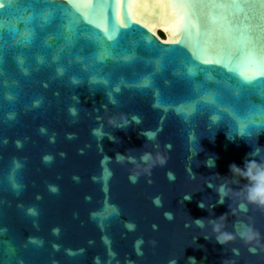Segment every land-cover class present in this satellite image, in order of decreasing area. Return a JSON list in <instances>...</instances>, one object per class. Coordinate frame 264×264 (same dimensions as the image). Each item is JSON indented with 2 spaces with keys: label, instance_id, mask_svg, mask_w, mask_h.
<instances>
[{
  "label": "water",
  "instance_id": "95a60500",
  "mask_svg": "<svg viewBox=\"0 0 264 264\" xmlns=\"http://www.w3.org/2000/svg\"><path fill=\"white\" fill-rule=\"evenodd\" d=\"M20 15L27 13H17L11 22L23 31L25 24L18 20ZM140 19L148 24L147 29L136 23ZM121 22L118 12V28ZM130 22L135 31L120 43L141 58L131 67L111 59L87 70L83 63H74L68 74L59 76L55 71L57 65L51 62V55L64 44L56 37V24L37 40L47 50L45 63L37 67L33 59L27 75L20 71L12 50L2 55L0 262L169 264L176 259L177 264H188V259L194 257L197 264H264V246H258L253 253L239 239L225 249L214 239L198 237L195 243L194 237L211 235V228L202 231L194 226L185 227L190 217L218 218L229 214V204L235 208L243 199L233 196L217 205L212 217L198 206L204 199L207 205L218 199L214 190L205 185V178L229 177L231 164L243 167L246 158L252 161L264 157V126L250 127L242 139H229L237 135L238 122L233 115L243 119L253 105L264 107V101L256 95L237 98L222 90L219 107L201 104L187 117L173 110L164 112L154 107L156 91L176 104L197 98L194 85L174 74V65L161 69L152 89L121 87L120 92H115L120 80L132 83L149 74L153 67L148 60L154 56V49L179 38L166 33V22L154 16L134 15ZM49 35L53 37L48 40L50 48L43 45V38ZM147 41H152V48L146 46ZM93 50L81 39L70 52L60 53L59 63H65L69 57H90ZM93 77L110 83L93 84ZM196 82L204 83L203 76H198ZM204 89L215 92L217 85L208 82ZM109 98L115 104L109 103ZM223 108L227 111L220 110ZM120 114L129 123L124 130H115L108 120ZM214 116L218 117L215 121ZM111 136L118 138L116 142L111 141ZM149 136L156 139L146 141ZM193 137L194 140L190 139ZM257 137L262 146L259 149ZM155 144L167 157L166 164L152 168L150 173H141L135 181L130 178L133 165L115 162L117 153L131 149L127 154L139 157L145 151H157ZM257 149L259 157L248 156ZM197 151L200 152L190 161ZM210 156L216 158L212 169L203 163ZM190 163L196 179L190 176ZM9 177L19 188L13 187ZM237 179L239 182L230 186L239 193L248 181ZM212 182L221 181L212 178ZM186 194H192L190 200L183 199ZM30 209L36 215H31ZM167 213L172 214L171 220ZM239 222L251 223L260 232L264 245V210L249 206L246 213L229 214L226 230L234 231ZM32 240L37 243H30ZM9 247L15 250L14 255H8ZM233 248L238 254L232 252Z\"/></svg>",
  "mask_w": 264,
  "mask_h": 264
},
{
  "label": "snow or ice",
  "instance_id": "6c2138e0",
  "mask_svg": "<svg viewBox=\"0 0 264 264\" xmlns=\"http://www.w3.org/2000/svg\"><path fill=\"white\" fill-rule=\"evenodd\" d=\"M118 12L122 20L119 28L115 23ZM17 13H27L18 17L25 24L23 31L11 22L17 18ZM134 15L154 16L166 22L164 31L179 38L168 46L154 49V56L148 60L153 67L149 74L132 83L120 80L115 92H120L121 87L152 89L154 78L161 69L174 65V74L194 85L197 98L176 104L156 91L154 107L164 112L173 110L187 117L201 104L219 107L222 90L230 91L237 98L256 95L264 101V0H66V3L0 0V74H3L2 55L9 50H12L14 60L25 75L33 59L37 67L43 65L48 53L37 44V40L53 24L57 26L56 37L64 42L59 52L51 55L59 76L68 74L74 63H83L84 70H87L111 59L131 67L141 58L120 41L135 31L130 22ZM136 23L141 28H148L143 19ZM140 35L143 37L145 33ZM52 38L50 35L43 38V45L50 48L48 40ZM81 39L94 49L90 57L78 56L75 60L69 57L60 64V53L70 52ZM146 46L152 48V41H147ZM89 60L90 63H85ZM198 76H203L204 83L196 82ZM78 82L73 80V83ZM208 82L217 85L215 92L204 89ZM91 83L107 86L110 82L93 77ZM220 110L227 111L226 108ZM233 118L237 120L240 132L245 134L250 127L264 126V107L253 105L243 119L236 115ZM217 119L213 117V120ZM9 180L14 188H19L13 177ZM29 212L36 215L35 210L30 209ZM30 243L36 244L37 241ZM7 253L14 255L15 250L9 247Z\"/></svg>",
  "mask_w": 264,
  "mask_h": 264
},
{
  "label": "clouds",
  "instance_id": "9594fccd",
  "mask_svg": "<svg viewBox=\"0 0 264 264\" xmlns=\"http://www.w3.org/2000/svg\"><path fill=\"white\" fill-rule=\"evenodd\" d=\"M109 103L115 104V100L109 98ZM99 119V117H98ZM133 119H136L135 117ZM215 121V120H214ZM128 119L124 114H120L117 116H111L108 120V124L115 130H124L128 126ZM247 134V129L245 130V134L240 132L239 124L237 126V135L235 137H229L230 140L242 139ZM259 137V136H258ZM257 137V145L258 149L262 146L258 143ZM215 136L210 140H214ZM111 141L116 142L118 139L115 136L110 137ZM147 140H155V136H149L145 138ZM194 140L193 138H190ZM154 147L157 149L155 152L145 151L139 157L128 155L127 152H130L131 149L126 150L124 154L117 153L115 156V162L119 165L131 164L134 167L131 172L132 175L130 178L135 181L137 177L141 173H150L151 169L156 166H163L167 162V157L162 154L159 149V144H155ZM200 147V146H199ZM201 151L202 148L200 147ZM258 149L252 153H248L249 155L259 157ZM191 151V149H190ZM200 151L194 152L190 156V161H193V157L198 154ZM247 156V157H248ZM109 159H113L109 157ZM215 157L210 156L203 163L209 169L215 167ZM200 166V163L197 162V167ZM189 173L192 179H196V175L191 172V163L189 164ZM230 176L229 177H220L219 175H213L205 178L208 188L214 190L218 199L215 203L211 205L205 204V199L199 203V208L202 210H207L209 212V216H214L213 209L217 205H222L226 200L230 201L233 196H242L243 199L237 204L235 208L231 207L229 204V214L236 216L239 213H246L248 211L249 206H253L257 209L264 210V157H259L258 159H254L249 161L247 158L244 162V166L240 167L235 163L229 166ZM169 178L173 179L171 173H169ZM212 178H219L221 181L219 184H214L212 182ZM237 178H246L248 183L244 185V188L241 192L237 193L230 186L232 184H236L239 182ZM192 194H186L184 196V200H190ZM229 214L222 215L218 218H200V219H192L190 216V223H186L185 227H195L200 230H205L206 228H211V235H202L194 237V241L198 237H203L206 240H213L219 245L223 246V248H227L229 245L233 244L237 239L242 241L245 246H248V250L250 252L255 253L258 246L262 245V237L258 230L251 223L239 222L234 231L229 232L226 230V219ZM167 219L171 220L173 218L171 213L166 214ZM202 247V246H201ZM232 252L234 254H238V250L233 248ZM177 260L173 259L169 262V264H177ZM188 264H197L194 257H190L188 259ZM222 264H230L229 261H223Z\"/></svg>",
  "mask_w": 264,
  "mask_h": 264
},
{
  "label": "trees",
  "instance_id": "16d2710c",
  "mask_svg": "<svg viewBox=\"0 0 264 264\" xmlns=\"http://www.w3.org/2000/svg\"><path fill=\"white\" fill-rule=\"evenodd\" d=\"M161 36H163L162 34H160Z\"/></svg>",
  "mask_w": 264,
  "mask_h": 264
}]
</instances>
